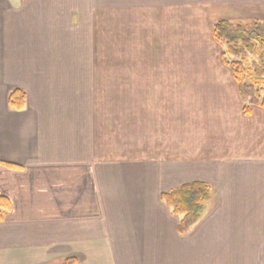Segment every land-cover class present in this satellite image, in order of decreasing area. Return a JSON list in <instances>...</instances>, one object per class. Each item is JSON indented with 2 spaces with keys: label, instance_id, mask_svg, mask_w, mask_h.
<instances>
[{
  "label": "crops",
  "instance_id": "0c3cea01",
  "mask_svg": "<svg viewBox=\"0 0 264 264\" xmlns=\"http://www.w3.org/2000/svg\"><path fill=\"white\" fill-rule=\"evenodd\" d=\"M200 1L107 0L108 12H147L140 52L131 57L140 62L118 86L102 85L107 116L101 118L102 108L93 112L100 83L77 80L80 90L71 98L67 70L62 83L69 93L33 81L12 85L27 99L16 112L8 93L0 108V159L19 167L0 166V193L10 203L0 223V264H61L68 257L78 264L264 261V111L253 108L244 117L227 68H180V59L193 55L176 52V44L194 37L192 9L234 8L247 21H264V0ZM183 8L194 23L180 32ZM152 44L158 46L152 53L142 51ZM197 75L209 84L197 85ZM213 91L223 94L213 98ZM90 115L108 126L101 129ZM117 140L122 146L115 148ZM191 182L208 184L213 195L202 219L180 236L179 218L160 196Z\"/></svg>",
  "mask_w": 264,
  "mask_h": 264
},
{
  "label": "rangeland",
  "instance_id": "374dc122",
  "mask_svg": "<svg viewBox=\"0 0 264 264\" xmlns=\"http://www.w3.org/2000/svg\"><path fill=\"white\" fill-rule=\"evenodd\" d=\"M200 2L204 4L203 0ZM192 10L197 17L196 24L190 22L191 11L184 8L179 10L182 12L179 14L180 21L183 23L179 31L191 29L190 24L189 28L184 27V25L188 26V22L194 23L195 29L194 37L192 35L189 37L188 44L185 39L181 45L176 44L178 55L183 57L187 52L193 55L180 59V68L198 71L213 68L215 64L220 65L223 47L211 37L213 23L218 20L244 23L247 19L242 18L234 8L210 6ZM146 13L139 11L136 15L133 12L131 17L125 12H108L107 0H0V108L6 105V95L13 89V84L26 87L32 85L33 81L36 86L45 85L47 88L51 86L58 95L69 93L62 83L66 78L64 73L67 70L68 80L73 83L69 93L71 98H74L80 90L77 80L91 79L92 82L89 84L92 85L100 83V91L97 94L101 101H94L93 112L102 108L100 112L102 118L103 112L105 114L106 108L109 107L107 103L104 104L107 88L103 90L102 85L106 86L110 80L112 84L109 86H118V83L123 82L125 72L129 76L128 70L131 64L140 62L131 57L135 55L132 52H140L139 23L141 24L145 19ZM161 28L163 29L159 27L156 30L159 35L162 33ZM145 29L144 32L147 34L149 29ZM158 39L161 40L160 36ZM164 39L167 40L166 37ZM90 42L93 51L89 49ZM194 43L197 46H192ZM151 46L150 49L145 47L147 49L142 51L152 53L158 47L154 44ZM90 51L94 52L95 57L86 60V55ZM86 68H94L99 75L87 76ZM109 68L112 69L110 75L107 73L110 71ZM195 78L197 85L209 84L208 80L202 79L200 75ZM52 79L55 82L51 83ZM211 94L213 98H219L223 92L213 91ZM109 97L116 101L118 92L112 91ZM90 117L91 120L94 117L98 119L101 129L108 126L106 121L97 115ZM120 138L122 139V136ZM119 143L122 146V140L116 141L115 148ZM261 255L264 256V253ZM261 264H264V261Z\"/></svg>",
  "mask_w": 264,
  "mask_h": 264
},
{
  "label": "trees",
  "instance_id": "16d2710c",
  "mask_svg": "<svg viewBox=\"0 0 264 264\" xmlns=\"http://www.w3.org/2000/svg\"><path fill=\"white\" fill-rule=\"evenodd\" d=\"M211 37L223 47L220 62L231 73L243 116H251L254 107L264 111V21L232 23L218 20L213 23ZM26 99V92L15 88L7 96V105L11 110L20 112L25 108ZM0 166L13 170L19 168L1 159ZM212 195V188L202 182L186 183L161 194V202L173 216L179 218L177 234L186 236L202 219ZM9 212V200L0 193V223L5 221ZM61 264H78V259L68 257Z\"/></svg>",
  "mask_w": 264,
  "mask_h": 264
}]
</instances>
